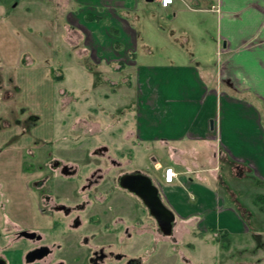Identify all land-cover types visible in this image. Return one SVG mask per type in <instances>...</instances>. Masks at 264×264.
I'll use <instances>...</instances> for the list:
<instances>
[{"label": "crops", "instance_id": "0c3cea01", "mask_svg": "<svg viewBox=\"0 0 264 264\" xmlns=\"http://www.w3.org/2000/svg\"><path fill=\"white\" fill-rule=\"evenodd\" d=\"M61 2L67 20L88 39L81 57L98 59L99 67L116 65L119 72L129 62L138 67L136 128L125 132L133 134L128 140L138 151L146 143L166 149L170 163L162 181L152 178L176 222L228 240L249 235L241 206L253 213L256 227L264 217V206L243 204L246 197L264 201V0H174L167 9L159 0ZM152 3L173 25L169 34L157 29L163 42L165 36L176 41L179 29L184 36L201 33L203 44L185 59L138 64L137 29ZM210 21L213 35L203 38ZM151 157L154 169H162ZM167 168L177 173L172 184L165 183Z\"/></svg>", "mask_w": 264, "mask_h": 264}, {"label": "rangeland", "instance_id": "374dc122", "mask_svg": "<svg viewBox=\"0 0 264 264\" xmlns=\"http://www.w3.org/2000/svg\"><path fill=\"white\" fill-rule=\"evenodd\" d=\"M61 1L0 0V217L5 211L1 206L10 207L19 200V161L29 157V151L33 156L79 159L105 145L110 155L124 162L125 171L141 170L155 181H162L163 169L170 163L166 149L158 144L146 143L140 151L131 148L135 143L128 138L133 134L125 132L136 128L138 67L129 62L119 72L116 65L99 67L98 59L81 57L88 53L83 51L88 39L73 26V19L67 20ZM148 7L150 16L142 12L137 29L141 31L138 64L185 59L192 47L203 44L198 38L201 33L184 36L179 29L176 41L165 36L163 42L157 29L162 27L169 34L173 25L159 16L156 3ZM213 26L210 21L207 30H201L203 38L212 37ZM79 145L86 148L76 149ZM152 153L162 168L159 171L154 169ZM251 202L260 209L264 206L256 197L244 198L243 204ZM241 214L250 233L234 240L176 223L174 238L155 245L154 264H264V235L259 234L264 231V217H258L256 227L252 212L241 206ZM18 256L12 252L10 258L19 263Z\"/></svg>", "mask_w": 264, "mask_h": 264}, {"label": "flooded vegetation", "instance_id": "af4514ba", "mask_svg": "<svg viewBox=\"0 0 264 264\" xmlns=\"http://www.w3.org/2000/svg\"><path fill=\"white\" fill-rule=\"evenodd\" d=\"M99 146L79 159L23 156L19 200L1 206L0 264H154L155 245L174 238V230L166 236L142 200L122 187L123 178L136 183L139 175L147 186L152 175L125 171Z\"/></svg>", "mask_w": 264, "mask_h": 264}, {"label": "water", "instance_id": "95a60500", "mask_svg": "<svg viewBox=\"0 0 264 264\" xmlns=\"http://www.w3.org/2000/svg\"><path fill=\"white\" fill-rule=\"evenodd\" d=\"M148 1L153 2L155 0ZM141 177H143V175L136 177L137 184L135 182H129L130 179L134 178L132 176L123 178L125 183L122 187L137 195L145 206L148 207L151 215L158 223L164 234L166 236H172L174 225L176 223L175 213L165 205L155 181L152 178L146 177L144 179L147 181V186H142L140 183Z\"/></svg>", "mask_w": 264, "mask_h": 264}, {"label": "built area", "instance_id": "2783aa9c", "mask_svg": "<svg viewBox=\"0 0 264 264\" xmlns=\"http://www.w3.org/2000/svg\"><path fill=\"white\" fill-rule=\"evenodd\" d=\"M159 3L162 8L167 9V8H170L174 4V0H160ZM176 178H177V173L174 171L173 168L166 169L165 182L167 184L174 183Z\"/></svg>", "mask_w": 264, "mask_h": 264}]
</instances>
